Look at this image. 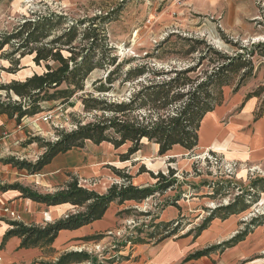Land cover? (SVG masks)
<instances>
[{"label": "trees", "instance_id": "16d2710c", "mask_svg": "<svg viewBox=\"0 0 264 264\" xmlns=\"http://www.w3.org/2000/svg\"><path fill=\"white\" fill-rule=\"evenodd\" d=\"M112 15L113 11H110L83 20H72L51 39L49 36L53 34L54 25L66 21L67 17L56 13L39 15L34 19L25 20L15 32L5 35L0 40V48H3L12 39H19V43L14 46L11 54L19 52L20 57L30 54L37 66L44 65L45 68L41 72L33 71L34 73L32 72L31 76L25 80H13L5 85V88L12 90L15 96L20 97V100L0 101V114H7L20 122L24 117L41 113L42 102L60 101L65 106L78 92H81L79 98L82 101L83 110L91 116L90 119H80L72 113L76 127L57 128L58 139L56 140H48L39 135L30 136L26 140L27 143L37 142L41 147H45V151L36 161L16 155L0 158L1 161L10 163L18 169H27L31 173H36L58 153L65 152L74 146L84 147L87 139L96 144L103 141L111 142L115 147L131 142L127 152L122 155L123 159L129 158L131 154L141 149L143 139L158 143L160 154L166 153L174 145L178 146L177 144L190 150L191 154L194 152L198 145V131L203 116L224 100L223 92L217 95L212 90L220 74L215 72L216 77L213 74L198 82L197 78L188 75L195 68L167 71L157 68L149 61L132 64L133 59L130 58L119 60L116 54H109L113 47L110 46L106 35L105 26L114 19ZM82 24H86L85 28L79 32ZM18 63L19 60H16L15 65ZM96 69L106 70L107 75L94 79L91 85L93 90L86 92V81ZM148 73L156 76L148 78ZM167 74H170L169 77L157 79V76ZM219 81L220 86L227 84L223 80L219 79ZM128 82H134L137 86L127 98L119 100L109 96ZM238 88L239 86L235 87L234 92L238 91ZM256 95H258L256 92H251L246 97ZM72 103L66 107L73 106ZM262 111L263 107L257 112L256 117L261 115ZM114 170L122 175L124 181L112 183L103 193L81 185L75 176H72V179L62 187L51 192L39 191L20 181L0 184V190H18L22 197L47 205L68 202L74 206L62 217L44 224H25L22 221L8 220L11 227L6 231L2 243L9 237L18 235L22 239L21 247L41 246L44 252H52L50 245L61 229L78 228L102 218L111 202L116 201L122 204L131 199L142 202L156 193L164 194L175 186H178L180 190L166 197L156 207L163 209L168 205H175L182 212V206L178 200L183 197L184 191L177 176V169L170 167L168 173L160 171L157 174L149 171L156 181L147 185H135L131 181V174L123 173V170L116 168ZM143 170L147 171L145 168ZM230 183L229 187L237 186L235 183ZM201 185L212 188V191L206 195L213 197L223 194L226 187L223 180L204 179ZM239 189L241 192L236 194L228 204L206 208L209 214L203 218L202 222L182 234L181 232L188 226V224L183 225L186 216L182 213L169 221H156L157 213L153 214L152 210L140 211L141 214L151 215V219L148 223L135 225L122 238H114L112 248L115 254L111 257H104L107 254L106 248L101 255L87 249H65L55 260L41 259L39 262L41 264L82 262L113 264L128 257L120 253L128 244L134 245L152 240L158 242L174 235L197 237L209 227L214 218L225 219L233 213L247 210L258 202L261 192L264 191V177H255L248 186L239 187ZM136 210L137 208L131 207L124 212L132 213ZM242 222L245 224L236 234L221 242L190 252L183 262L198 259L213 252H221L244 240L256 226L264 224V213L254 215ZM105 235L104 232L94 233L82 239L97 241ZM35 262L37 260L33 261Z\"/></svg>", "mask_w": 264, "mask_h": 264}, {"label": "rangeland", "instance_id": "374dc122", "mask_svg": "<svg viewBox=\"0 0 264 264\" xmlns=\"http://www.w3.org/2000/svg\"><path fill=\"white\" fill-rule=\"evenodd\" d=\"M110 11H113L112 16H114V19L105 26L107 40L110 46L113 47V50L109 52L110 55L116 54L119 60L133 59L132 64L149 61L157 68L167 71L195 68L188 75L197 78L198 82L210 75L214 74V77H216L217 74H220L219 79L227 84L220 86L219 79L215 82L212 90L217 95H220L224 89L227 90L228 87L234 91V88L239 86L238 90H244L247 94L256 92L258 94L256 97L261 100V105L264 106V0H0V40L5 35L15 32L16 28L25 20L34 19L39 15L56 13L67 17L66 21L54 25L53 34L49 36V39H51L55 34L61 32L64 27L68 26L72 20H83ZM85 25L80 26L79 32L84 30ZM19 41V39H12L3 48H0V101L13 102L15 100V94L12 90L6 89L5 85L13 80H25L28 75H31L32 71L41 72L45 69L44 65L37 66L30 54L24 57H20L19 52L11 54L14 46ZM238 56L240 57L237 58ZM16 60H19V63L15 65ZM54 65L56 64L54 63ZM14 70L16 72H13ZM222 70L224 71L220 73ZM26 71H29V74H25ZM106 73L104 69L93 71L86 81L85 91H92L93 80L106 75ZM169 75L157 76V79L166 78ZM147 76L148 78H154L156 75L148 73ZM135 86L137 85L134 82H128L123 87L114 90L109 96L122 100L128 97ZM80 95L81 92H78L71 99L67 105L72 102L74 105L69 107H66L67 105L63 106L60 101L42 102L43 111L48 112L55 108L53 112L49 113L48 118H44V115H42V118H38L45 123L59 125V129H72L76 125L72 113L80 119L91 118L83 110ZM65 109L67 110L64 111ZM62 111L67 115L65 119L61 116ZM57 114H59V117L56 116ZM7 116L10 118L9 115ZM48 128L52 134L50 137H48L49 135L43 137L51 140L53 136L55 137V134L57 135V128L50 125H48ZM37 135L42 136L41 134ZM148 146L145 145V147ZM102 148L103 153L98 156L91 155L90 161L93 168L94 165H97L96 170L101 169L106 161L119 166L124 164L117 158H113L112 145L105 144ZM12 152L13 149L10 147L8 153L4 152L3 157L13 155ZM186 153L187 150L180 146H176L175 150L164 155L155 157L149 151H145L141 158L146 165L142 164L138 173L144 172L143 168L146 169V166L154 169L156 174L160 171L168 173L170 166L167 168V163L183 169L185 166L181 163L184 160L193 159V153ZM205 153L199 155L203 157ZM0 154H2L1 150ZM171 154H175L177 157L167 159L166 157ZM36 155L38 154H35L32 158ZM135 156L140 157L139 154ZM32 158L31 160H33ZM194 163L191 172L186 175L180 173L178 176L184 191L183 197L178 200V203L182 202L184 206L188 207H185L187 214L186 219L183 220V225L188 224L189 226L183 231L199 224L209 214V211L200 205L196 206L200 209V211H197L195 205L198 202H205L210 206L209 208L228 204L235 198L236 194L241 192L239 187L248 186L250 181L255 178L247 167L242 169L246 170L247 173L241 179L238 176L242 175L237 174H234L233 178L210 174L208 165L203 163L201 158H196ZM158 166H160L159 169ZM116 169L132 175L131 169L128 167ZM112 170L115 172L114 168ZM106 172L112 174L108 170ZM118 175L121 181H124L122 175ZM105 177L100 184L106 185L111 181V175ZM256 177L262 176L258 175ZM146 178L150 179L148 176ZM204 179L223 180L226 186L223 194L216 197L207 196L206 194L210 193L212 188L201 185ZM98 181L94 178L90 180L89 184L95 186ZM230 182L235 183L237 186L229 187ZM179 190L180 188L175 186L164 194H158L156 203L162 202L166 197L174 195ZM193 197H196V199H192ZM260 197L262 198L258 202L242 212L247 220L250 219L251 211L255 207L259 209L257 215L264 213V193L263 195L260 194ZM182 199H185L186 202ZM156 203L152 204L151 207L153 214L160 210L157 209ZM154 206L156 209H153ZM144 208V210H148L146 207ZM197 212L201 213V217L198 219L196 218ZM134 213L137 216L134 220L129 221L127 228L119 229L125 231L123 235H118L116 233L118 230H113V234L107 233L109 243L104 247L100 245L101 239L93 240L97 244L93 251L101 255L103 249L108 247L111 249L108 255L114 254L112 252L114 238H122L135 225H140L143 222L148 223L152 217L151 215L141 214L138 209ZM258 257L260 258H257L255 262L264 264V253Z\"/></svg>", "mask_w": 264, "mask_h": 264}, {"label": "crops", "instance_id": "0c3cea01", "mask_svg": "<svg viewBox=\"0 0 264 264\" xmlns=\"http://www.w3.org/2000/svg\"><path fill=\"white\" fill-rule=\"evenodd\" d=\"M223 96V102L216 105L213 110L206 112L203 116L198 131V145L192 155L193 159H187V161L184 160V162L181 163L185 166V168H183L184 170L178 166H171L167 163V168L170 166L177 169V176H179L180 173H184V171L188 173L191 172L193 163L195 159L198 158V155L206 151L208 152L211 149L219 152L226 160H232L240 164L241 171L238 169L237 175H242L238 176L241 179L247 173L246 170H242L243 168L259 167L261 170H264L262 169L264 168V106L261 105V100L256 96L247 98L246 91L238 90L234 92L230 87H228L227 90H223ZM261 107H263V111L261 115L256 117ZM54 108L48 110L53 112ZM66 110L67 109L64 111ZM45 112L46 111H43L31 116L32 119L24 117L20 122L14 117L9 118L7 114H0V133L4 130L12 132L8 138L0 141V150L2 153L0 154V158H4V152L8 153L10 147L13 149V155L20 156L21 158L26 157L29 160H31L35 154H42L45 151V147H41L37 142L25 144L30 136L37 134H41L44 137L49 135L48 137H50L52 133L48 125L57 128L55 124L51 125L39 119L42 118ZM64 113L63 111L61 113L63 119L67 117ZM56 116L59 117V114ZM18 124H22V127L17 128L16 126ZM58 128H60V126ZM52 132L54 131L52 130ZM105 144L112 145L113 158H117L120 162L124 163L122 166L106 161L99 170L92 167L90 161L91 155L98 156L103 153L102 146ZM146 144L149 146L145 147ZM130 145L131 142H126L119 147H115L111 142L103 141L100 144H96L87 139L84 147L74 146L65 152L58 153L36 173H31L27 169H18L12 164L0 160V184L20 181L39 191L51 192L59 189L66 182L71 180L72 176H75L78 179L80 178L79 183L81 185L103 193L107 191L112 183H121L123 181H121L120 176L116 174L112 168L124 167L131 169L130 171L133 175L131 181L133 184L147 185L154 183L156 179L149 172L152 171L155 174L156 171L154 169L146 166L147 171L138 173L139 168L145 163L142 162L141 157H143L142 155L145 151H149L153 157L157 155L161 156L165 153H159L158 143L154 141L148 142L143 139L142 148L131 154L129 158L123 159L122 155L127 152ZM177 145L186 149L179 144ZM175 147L176 145L167 152L175 150ZM187 153L191 154L190 150H187ZM136 154H139L140 157L137 158L135 156ZM169 157L177 156L171 154L166 158L169 159ZM159 167L160 166H158V169ZM107 170L112 174H108V172H106ZM106 175H111V181L106 185L100 184L101 180L106 178ZM146 176L150 177V179H147ZM94 178L99 180L95 186L89 184L90 180ZM263 193L264 191L261 192L262 195ZM158 194L160 193H156L142 202H138L134 199L126 200L122 204L116 201L111 202L102 218L96 219L78 228L61 229L50 245L53 251L44 252L41 246L21 247L20 244L22 239L18 235H13L2 243L6 231L11 227L8 222V220L11 219L8 214L3 211V208L9 205L18 210L21 215L20 221L25 224H44L62 217L69 210L73 209L74 206L68 202L57 205H47L27 197H22L21 192L18 190H0V251L3 255V264H41L39 260H55L65 249H87L90 252H95L93 250H95L94 247H96L97 244L94 243L93 240H83L82 238L84 236L94 233H106L100 240L101 247H104V245L109 243V235H107V233L113 230L117 231L127 228L129 221L134 220L135 216H137L134 213L136 211L127 213L124 212L125 209L135 207L140 211H147L144 210V207H146L148 210H152V204L156 203V200H158ZM262 197H260V199ZM192 199H196V197ZM179 204L182 206V212H180L177 206L168 205L157 212L158 217L156 221H169L177 218L180 213L186 216L185 207L187 206H184L182 202H179ZM199 205L202 206V208L210 207L205 204V202H198L195 208ZM153 209H156V207ZM189 209L192 210L191 208ZM197 211H200V209L197 208ZM119 212L122 213L119 214ZM242 212L233 213L225 219L220 217L214 218L209 227L203 230L197 237L193 235L184 237L174 235L158 242L152 240L144 243L127 245L120 253L128 257L116 261L113 264H257L255 260L260 258L258 256L264 253V224L256 226L244 240H241L233 246L227 247L221 252H213L210 255L183 262V259L190 252L213 243L221 242L236 234L245 224V222L242 221L247 220L245 216L242 215ZM200 217L201 213L197 212L196 218L198 219ZM184 232L185 231H182L181 234ZM106 249L107 254L104 255V257H111L115 254V251L112 249L114 254L108 255L111 249L108 247H106ZM34 260H37V262L33 263ZM82 264H87V262H82Z\"/></svg>", "mask_w": 264, "mask_h": 264}, {"label": "built area", "instance_id": "2783aa9c", "mask_svg": "<svg viewBox=\"0 0 264 264\" xmlns=\"http://www.w3.org/2000/svg\"><path fill=\"white\" fill-rule=\"evenodd\" d=\"M14 99L20 100V97H18V99H16V98H14ZM49 113H46L43 117L48 118V115H50ZM28 118L32 119L31 116H28ZM56 126H57V128L59 127V125H56ZM16 127L21 128L22 124H18ZM11 134H12V132L9 130L2 131L0 133V141H2L5 138H8ZM56 139H58V135H55V137L53 136V138L51 140H56ZM40 155L41 154L36 155L33 158V161H36ZM198 158H201L203 160V163L208 165L210 174H213V175L219 174L220 177L226 176L229 178H233V175L237 174V172H238L237 170H238V168H240V164H238L237 162L232 161V160H226L225 158H223V156L219 152L215 151L214 149L209 150L207 153L204 154L203 157L198 155ZM249 170L251 171V173L254 177H256L258 175L259 176L264 175L263 170H261L259 167H249ZM164 173H166V172H164ZM214 207L215 206H213L212 208H214ZM3 211L6 214H8V216L10 217L11 220H16V221L21 220L20 212L18 210L14 209L13 207L6 205L3 208ZM257 212H259V209L255 207L254 210L251 211V214H250L251 217L254 215H257ZM110 233L113 234L112 231H110ZM116 233L118 235H123V233H125V231L118 230ZM3 262H4L3 255L0 253V264H3ZM88 263L89 262H87V264ZM77 264H82V263H77Z\"/></svg>", "mask_w": 264, "mask_h": 264}, {"label": "bare ground", "instance_id": "6f19581e", "mask_svg": "<svg viewBox=\"0 0 264 264\" xmlns=\"http://www.w3.org/2000/svg\"><path fill=\"white\" fill-rule=\"evenodd\" d=\"M26 73L29 74V71H26L25 74H26ZM15 98L18 99V96H15ZM49 112H51V111H48V112H46V113H49ZM46 113H45V114H46ZM45 114H44V115H45ZM206 153H207V152H206ZM203 156H204V155H203ZM99 157H100V156H99ZM94 168L96 169V168H97V165H94Z\"/></svg>", "mask_w": 264, "mask_h": 264}, {"label": "water", "instance_id": "95a60500", "mask_svg": "<svg viewBox=\"0 0 264 264\" xmlns=\"http://www.w3.org/2000/svg\"><path fill=\"white\" fill-rule=\"evenodd\" d=\"M108 71H109V70H108ZM33 73H34V72H33ZM106 75H107V73H106ZM28 76H29V75H28ZM28 76H27V77H28ZM30 76H31V75H30ZM75 127H76V126H75ZM169 165H171V166H172V164H171V163H169Z\"/></svg>", "mask_w": 264, "mask_h": 264}]
</instances>
